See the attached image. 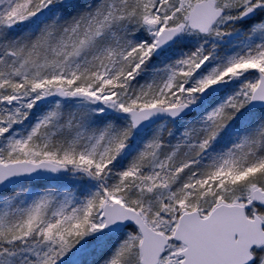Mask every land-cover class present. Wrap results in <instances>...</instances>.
<instances>
[{
  "label": "snow or ice",
  "instance_id": "6c2138e0",
  "mask_svg": "<svg viewBox=\"0 0 264 264\" xmlns=\"http://www.w3.org/2000/svg\"><path fill=\"white\" fill-rule=\"evenodd\" d=\"M0 264H264V0H0Z\"/></svg>",
  "mask_w": 264,
  "mask_h": 264
}]
</instances>
